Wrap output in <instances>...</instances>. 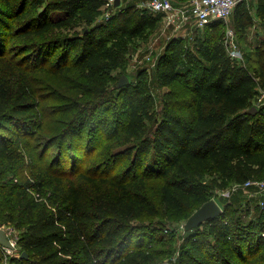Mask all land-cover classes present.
<instances>
[{
	"label": "trees",
	"instance_id": "16d2710c",
	"mask_svg": "<svg viewBox=\"0 0 264 264\" xmlns=\"http://www.w3.org/2000/svg\"><path fill=\"white\" fill-rule=\"evenodd\" d=\"M106 4L0 0V180L5 163L26 162L28 168L19 180L0 181V224L19 231L14 263L160 264L135 220L153 218L161 207L188 219L210 200L203 181L209 171L220 189L264 178V106L248 112L264 90V42L242 60L231 58L225 25L214 20L195 29L192 47L174 38L166 44L157 79L175 100L166 102L160 120L141 79L116 87L118 95L102 108L115 84L110 73L121 68L128 45L159 22L132 4L116 9L103 26L97 19ZM256 15L264 22V0H256ZM230 16L239 38L254 25L246 1ZM78 23L82 33L63 35ZM36 72L62 74L70 95L47 94L50 88L37 81ZM51 98L61 102L49 111L44 102ZM107 110H116L107 139L112 143L98 153L89 145L73 149L78 162L65 172L58 161L70 152L65 142L95 129L96 113ZM35 132L50 134L32 145ZM101 156L106 160L94 162ZM256 210L257 221L241 223L226 205L219 216L189 230V261L180 264H264V201Z\"/></svg>",
	"mask_w": 264,
	"mask_h": 264
},
{
	"label": "rangeland",
	"instance_id": "374dc122",
	"mask_svg": "<svg viewBox=\"0 0 264 264\" xmlns=\"http://www.w3.org/2000/svg\"><path fill=\"white\" fill-rule=\"evenodd\" d=\"M107 4L102 8L103 12L98 17L97 22L103 24V26L108 21V18L112 14L116 12V9L121 7H125L127 5H136L141 9H147L149 0H120V4L118 7H114V0H106ZM174 6H182L184 3H188V1L184 2L182 0H174ZM150 12V11H149ZM151 13V12H150ZM153 15H157L159 18L158 26L155 30L148 32V34L139 40H135L130 43L126 49L124 54V62L119 70L112 71L110 73L111 77H115V84L113 85V91H110L111 94L106 98L101 100V107L104 108L109 102L108 99L111 96L116 97L119 93L117 89V83L121 76H125L128 80L129 84L134 85L137 80H143L145 84L148 85L150 94L153 97L154 104L152 106V114L156 120H160L162 117V113L164 110V105L167 101H174L175 98L169 97V93L171 91L170 87H162L158 84L157 79V65L160 56L164 53L166 44L171 39H179L183 41L185 48L192 47L194 43V34L196 32L194 25L187 24L179 29H175L172 25L168 24L165 20V16L161 13H151ZM52 16H57L59 13L53 12ZM225 25L226 32H231L228 34V43H232L233 47L240 50L243 59V53L245 54L247 51L251 50L255 47V45L260 43V39L255 37V29L252 30L249 34L247 32L244 36L240 38L233 32L231 27V16L223 21ZM84 25L81 23L76 24L75 26L70 27L65 30L63 35H71L74 32H81ZM264 28V26H263ZM183 29V30H182ZM104 31V30H103ZM80 33V34H81ZM188 33V34H186ZM183 35V36H181ZM260 36H264V31ZM230 50V48H228ZM232 49V46H231ZM248 53V52H247ZM244 60L247 61V57L244 55ZM250 65L252 63L248 61ZM35 76L37 77L38 82H45L47 87L50 88V92H57L61 96L70 95V91L66 89L64 86V78L62 74H58L57 76L51 75L49 73H39L36 72ZM181 87L180 85H176L175 88ZM45 88H40L42 92H45ZM111 99V98H110ZM61 101L55 100L51 98L44 103L49 105V111H52V107L60 104ZM55 103V104H53ZM255 108L256 105H253ZM113 113H116V110H107L106 112H97L95 117L100 120H94L95 125L97 126L95 129H91V131L87 133H81L80 135H71L66 143V149L70 152L66 154L65 157H60L58 161L59 163H63L65 167V172L68 171L70 167V163L72 164L76 160V157L73 155V149L79 148L81 150L85 148V146L89 145L92 149H95V152L102 151L106 144H111L112 139H108V135H112V130L114 129V120ZM105 114V115H103ZM104 116V117H103ZM103 117V118H101ZM116 118V115H115ZM2 132L4 130H1ZM50 133H38L35 132L31 138V144L35 145V138L38 137H47ZM110 138V137H109ZM44 139V138H43ZM116 147V146H114ZM39 151L36 149L35 154H38ZM45 151V150H44ZM48 153L47 159L49 160L56 151V147H49L46 150ZM73 151V152H72ZM66 152V153H67ZM95 157L92 159V161ZM106 160L104 156L97 157L94 161ZM78 162V161H77ZM93 162V163H94ZM92 163V164H93ZM126 163V162H124ZM123 163V164H124ZM121 164L118 168L115 167L110 170V174H114L122 169ZM2 170L6 171L3 176L4 179H18L26 175L28 172V168L26 162L24 164H6L2 168ZM139 171L137 170V173ZM4 179L0 181H5ZM214 180L219 183L218 176L209 171L205 173L203 177L204 183L208 184V194L210 200H214L217 205L224 209V206L230 205L231 214L233 220H239L241 223H247L248 221H257L259 218V211L256 210L257 207H261L264 201V193H259L255 189H247V190H238L235 187V184H229L226 188L220 189L214 185ZM210 185V186H209ZM158 202V200L156 201ZM249 208V209H248ZM248 209V214H245V210ZM187 219L180 220L177 217L170 216V213L161 207V212L158 213L157 216L153 218H142L135 220L133 222L137 228H139L138 234L146 233L144 235V242L149 244V250H155L159 253V261L160 264H180L182 262L189 261L188 249H186V242L188 232L184 229V225ZM264 226V224H263ZM0 230H4L7 233V236L11 239L16 240L19 231L15 229L11 224H0ZM205 228H201V231H204ZM137 234V235H138ZM18 249L15 251H9L0 247V256L2 257L3 264H17L16 262H12L11 259L15 258L18 255Z\"/></svg>",
	"mask_w": 264,
	"mask_h": 264
},
{
	"label": "built area",
	"instance_id": "2783aa9c",
	"mask_svg": "<svg viewBox=\"0 0 264 264\" xmlns=\"http://www.w3.org/2000/svg\"><path fill=\"white\" fill-rule=\"evenodd\" d=\"M242 1L246 0H189L187 4L184 3L185 5L174 6L173 0H149L147 9L151 13L163 14L166 22L175 29H179L187 24H193L195 28L203 29L214 20H227L236 5ZM228 34H231V32H227V37ZM228 48H230L228 51L231 58L242 60L240 50L236 49L235 46L233 47L232 43H228ZM252 104L257 107L264 106V90H259ZM235 187L238 190L255 189L259 193H264V178L248 180L242 184H235ZM7 238L13 245L14 250L3 249L11 252L15 251L17 239H11L9 235ZM16 257H19V254Z\"/></svg>",
	"mask_w": 264,
	"mask_h": 264
},
{
	"label": "water",
	"instance_id": "95a60500",
	"mask_svg": "<svg viewBox=\"0 0 264 264\" xmlns=\"http://www.w3.org/2000/svg\"><path fill=\"white\" fill-rule=\"evenodd\" d=\"M120 4V0H114V7H118ZM128 84V80L125 76H121L117 83V88H121ZM251 114H255L256 108L251 106L249 111ZM222 213L221 208L217 205L214 200H209L204 203L199 209H197L186 221L184 225V229L189 231L193 228L200 226L207 220L213 219L219 216ZM0 247L7 248L10 250H14L13 245L10 243L7 238L6 232L4 230H0ZM21 257H27V254L23 252Z\"/></svg>",
	"mask_w": 264,
	"mask_h": 264
},
{
	"label": "crops",
	"instance_id": "0c3cea01",
	"mask_svg": "<svg viewBox=\"0 0 264 264\" xmlns=\"http://www.w3.org/2000/svg\"><path fill=\"white\" fill-rule=\"evenodd\" d=\"M246 2L250 5L251 13L254 17V25L252 27H250L249 29H247V32H249V34H250V32L255 29V33H256L255 37L260 39V43L264 42V36H263V38H262V36H260V34H262L264 31V28H263L264 22H262L256 15V0H246ZM186 34H188V33H186ZM181 36H183V35H181Z\"/></svg>",
	"mask_w": 264,
	"mask_h": 264
}]
</instances>
